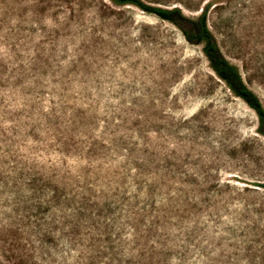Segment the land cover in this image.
Returning a JSON list of instances; mask_svg holds the SVG:
<instances>
[{"label": "rangeland", "instance_id": "obj_1", "mask_svg": "<svg viewBox=\"0 0 264 264\" xmlns=\"http://www.w3.org/2000/svg\"><path fill=\"white\" fill-rule=\"evenodd\" d=\"M0 0V264H264V0Z\"/></svg>", "mask_w": 264, "mask_h": 264}, {"label": "trees", "instance_id": "obj_2", "mask_svg": "<svg viewBox=\"0 0 264 264\" xmlns=\"http://www.w3.org/2000/svg\"><path fill=\"white\" fill-rule=\"evenodd\" d=\"M112 1L117 5H134L147 13L155 14L170 22H174V16L179 14L177 10L167 11L145 6L139 0ZM182 22L189 26V30H184L187 39H199L204 43V52L209 58L213 70L227 83L235 95L242 98L256 112L259 121V130L264 136V108L259 99L243 85L236 67L231 65L222 55L207 25L206 12L197 20L182 19Z\"/></svg>", "mask_w": 264, "mask_h": 264}]
</instances>
